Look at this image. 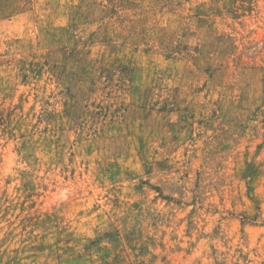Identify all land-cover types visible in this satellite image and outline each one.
Here are the masks:
<instances>
[{"label": "rangeland", "instance_id": "1", "mask_svg": "<svg viewBox=\"0 0 264 264\" xmlns=\"http://www.w3.org/2000/svg\"><path fill=\"white\" fill-rule=\"evenodd\" d=\"M0 264H264V0H0Z\"/></svg>", "mask_w": 264, "mask_h": 264}]
</instances>
